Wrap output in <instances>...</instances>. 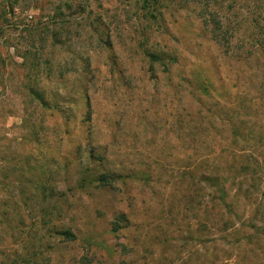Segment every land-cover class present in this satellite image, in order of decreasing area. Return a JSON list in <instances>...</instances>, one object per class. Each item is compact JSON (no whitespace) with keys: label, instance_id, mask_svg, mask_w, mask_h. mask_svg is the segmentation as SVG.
<instances>
[{"label":"rangeland","instance_id":"1","mask_svg":"<svg viewBox=\"0 0 264 264\" xmlns=\"http://www.w3.org/2000/svg\"><path fill=\"white\" fill-rule=\"evenodd\" d=\"M76 1L0 0V264H235L243 221L264 246V57L200 16L264 39V0Z\"/></svg>","mask_w":264,"mask_h":264},{"label":"trees","instance_id":"2","mask_svg":"<svg viewBox=\"0 0 264 264\" xmlns=\"http://www.w3.org/2000/svg\"><path fill=\"white\" fill-rule=\"evenodd\" d=\"M68 9L70 10L69 14H73L75 12H80L83 9V5L81 2H78L76 0H66ZM210 1H207L206 5H202V10L200 12L201 21L203 24H205L208 28H210V31L212 33V38L214 39L215 43H217L219 46H221L224 51L227 54H235L234 49L236 47H239V41L241 43V50L239 53H236L239 57H255V55H260L264 57V39H258L256 37H252L248 39L247 35L242 33V26H243V20H238L237 22H234L231 20V18L226 14L224 15L220 10H225L224 6H219V8L214 7L210 8L209 3ZM224 2V1H223ZM226 13V11H223ZM69 14H66L67 16ZM258 23V20H256ZM255 21V22H256ZM238 43V44H237ZM237 44V45H236ZM239 50V49H237ZM33 90L36 91L37 88L33 87ZM37 97L40 98L41 94L40 91H37ZM264 135V133H263ZM245 140V139H244ZM246 141V140H245ZM247 142V141H246ZM246 146H248V150L252 151L257 148L258 142H249L245 143ZM253 156V153H250ZM243 170L250 171V173L253 175L254 173H258V177L256 178L258 182L256 185H253L254 189L263 188L264 186V161H259L257 158H254L252 161L247 163L246 165H243ZM241 176H244L240 173ZM244 178V177H243ZM247 180V179H245ZM242 186V182H241ZM242 189V187H241ZM264 194V193H263ZM262 194V195H263ZM243 227H253V225L246 223L243 221L242 223ZM237 227L235 230V233H238L239 231L242 232V237L237 241L239 244V247L241 248V253L238 256L237 261L235 264H254V260L249 259V257L244 256V251H251L254 254H252V257H255L256 251L260 250L263 251L264 246L259 245L258 247L253 245L255 242H253L252 234L249 233H243L245 231V228L243 227ZM259 230V228H256ZM263 232V229L261 230ZM249 244H251V248H249ZM246 246V247H243ZM253 246V247H252Z\"/></svg>","mask_w":264,"mask_h":264}]
</instances>
